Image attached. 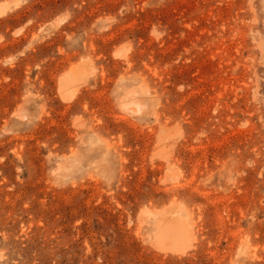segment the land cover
Instances as JSON below:
<instances>
[{
  "label": "rangeland",
  "instance_id": "1",
  "mask_svg": "<svg viewBox=\"0 0 264 264\" xmlns=\"http://www.w3.org/2000/svg\"><path fill=\"white\" fill-rule=\"evenodd\" d=\"M0 264H264V0H0Z\"/></svg>",
  "mask_w": 264,
  "mask_h": 264
},
{
  "label": "bare ground",
  "instance_id": "2",
  "mask_svg": "<svg viewBox=\"0 0 264 264\" xmlns=\"http://www.w3.org/2000/svg\"><path fill=\"white\" fill-rule=\"evenodd\" d=\"M74 79H64L62 82H61V86H60V88H67L68 89V86H70V88H71V85H73L74 84V86L73 87H75V86H77V84L78 83H74V82H76L75 80L73 81ZM73 87L71 88L72 90H73ZM69 88V89H70ZM76 88V87H75ZM68 89V90H69ZM67 90V91H68ZM76 90V89H75ZM64 91V90H63ZM62 92V91H61ZM75 92V91H74ZM74 92L72 91V93L74 94ZM64 93V92H63ZM65 93H66V91H65ZM71 93V91H70V93L69 94H72ZM72 94V95H73ZM71 95V96H72ZM162 224V223H161ZM180 234H185V236L183 237V238H180L179 237V235ZM188 236H189V232L185 229V228H181V227H179V225H174L173 227H169V228H167V227H165V225H163V228H162V232H161V234H160V236H159V242L161 243V244H167V243H171V244H174L175 245V243H177L176 241H175V238H178V240H179V243H183L184 242V240H186V239H188ZM184 244H185V242H184ZM168 245H170V244H167V247H168ZM171 246V245H170Z\"/></svg>",
  "mask_w": 264,
  "mask_h": 264
}]
</instances>
